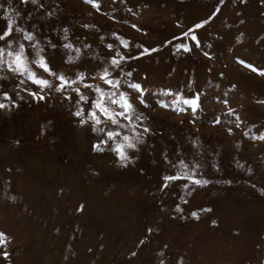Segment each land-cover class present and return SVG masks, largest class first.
<instances>
[{
  "label": "rangeland",
  "instance_id": "374dc122",
  "mask_svg": "<svg viewBox=\"0 0 264 264\" xmlns=\"http://www.w3.org/2000/svg\"><path fill=\"white\" fill-rule=\"evenodd\" d=\"M96 3L11 0V7L19 25L57 44L46 49L54 71L73 78L84 71L88 83L117 50L137 57L156 49L123 62L120 76L131 95L125 81L145 89L149 107L136 103L150 132L123 167L107 145L93 150L103 133L78 122L75 100L55 91L33 99L28 92L39 89L0 65V102L7 91L18 105L0 110V264H264V76L238 63L264 68V0ZM189 29L200 48L192 33L183 36ZM63 43L81 50L76 61L66 62ZM180 43L192 50H178ZM168 89L199 93L200 110L160 107L174 99L162 94ZM165 154L198 163L209 183L176 180L162 189V177L176 172Z\"/></svg>",
  "mask_w": 264,
  "mask_h": 264
},
{
  "label": "snow or ice",
  "instance_id": "6c2138e0",
  "mask_svg": "<svg viewBox=\"0 0 264 264\" xmlns=\"http://www.w3.org/2000/svg\"><path fill=\"white\" fill-rule=\"evenodd\" d=\"M21 4H27L28 0H19ZM86 3H91L93 7H98L96 0H85ZM221 4L224 0H220ZM32 4H36L37 0H31ZM43 5H41L42 7ZM0 8L4 10L5 26L0 28V65L6 66L8 71L20 77H24L30 81L32 85L36 86L39 91H29L28 94L31 98L36 100H44L46 91H55L63 97L64 100L71 103L75 100L76 110L72 113L78 118L81 125L88 124L92 132L100 134L97 136V143L93 144V150L103 151L102 145H107L115 154L116 161L121 166L126 167L135 158V153L139 151V146L144 144L143 136L150 132V128L145 126L143 121L146 119L143 111H139V105L148 108L149 105L145 99V89L140 83L125 81L126 87L137 95L133 96L127 90H122L120 76L123 73V62L129 59H138L139 55L151 53L156 49L144 48L143 51L137 56H126L116 51L115 55L110 57V62L104 66L100 71L91 75L90 79L93 83L86 82L89 78L87 73L79 71L74 73L73 76L66 75L62 71H54L50 67V59L47 58L46 49H56L57 44L53 43L50 39H40L38 33L19 25L15 17H19L21 13L11 7V0H9L8 7L0 4ZM219 8L212 13L207 20L202 23L196 24L195 28L199 29L207 24L218 12ZM15 13V16L10 13ZM135 28L136 25H133ZM67 32V29L64 30ZM195 43L197 48L201 47L200 40L194 34V29H189L188 32L183 33V36H189ZM115 35V33H113ZM67 39V37H65ZM103 39V37H101ZM124 48H128V42L121 40ZM62 47L67 49V63L76 61L80 55L81 50L74 48L72 43H63ZM109 52L113 50V45H107ZM178 50L183 52H190L192 49L188 44L180 43L177 45ZM75 52L73 56L71 53ZM205 57L211 58L208 52L203 53ZM238 63L248 68L253 73L264 76V68H258L255 65L248 63L244 60H238ZM42 70L37 72L33 70ZM44 74H47L45 77ZM124 75L131 77L132 73L127 72ZM3 79V78H0ZM24 83V80H21ZM103 85V86H102ZM94 93V97L92 96ZM163 95L174 96L171 104L165 103L163 100L157 101L160 107L170 108L175 112H185L190 110L191 114H195L201 108L200 94L196 93L192 97H185L182 93H173L170 89L165 90ZM19 96V93H16ZM3 101L0 102V110L9 109L10 106H16L15 99L9 95L7 91L2 93ZM23 99V97H21ZM264 103V101H260ZM223 103L228 104L227 100ZM234 110L229 108L228 114H233ZM239 120V117H237ZM220 123L219 119L214 121ZM239 124H237V127ZM126 130V131H125ZM232 129L229 128L228 132L231 133ZM259 139L264 140V134H261ZM165 162L176 169L175 174L165 175L162 177L161 188L165 189L169 186V182L176 180H186L188 184L197 186H204L209 183L207 179L200 178L198 175V163L190 164L185 162V159L178 157L176 161H169L168 156L164 155ZM82 208V206H81ZM179 211V207H177ZM196 216V213H192ZM4 233H0V238L4 237ZM0 239V243H3ZM4 257H8V253H3ZM163 264V260H161Z\"/></svg>",
  "mask_w": 264,
  "mask_h": 264
}]
</instances>
